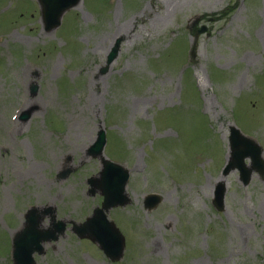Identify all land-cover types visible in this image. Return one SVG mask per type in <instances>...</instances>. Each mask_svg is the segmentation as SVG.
<instances>
[{"label": "rangeland", "instance_id": "374dc122", "mask_svg": "<svg viewBox=\"0 0 264 264\" xmlns=\"http://www.w3.org/2000/svg\"><path fill=\"white\" fill-rule=\"evenodd\" d=\"M233 126L264 157V0H81L53 30L38 0H0V264L33 206L67 226L37 264H264V178L222 176ZM101 130L131 170L130 203L108 213L126 238L118 262L72 231L103 201L87 183Z\"/></svg>", "mask_w": 264, "mask_h": 264}, {"label": "water", "instance_id": "95a60500", "mask_svg": "<svg viewBox=\"0 0 264 264\" xmlns=\"http://www.w3.org/2000/svg\"><path fill=\"white\" fill-rule=\"evenodd\" d=\"M81 0H39L42 8V16L45 27L48 30L55 29L61 24L63 14L70 8L75 7ZM200 16H195L188 26L190 30L200 21ZM207 27L201 28L195 35L198 39L199 35L206 32ZM122 39L114 44L109 56L108 66L117 58ZM195 54V51H193ZM36 92V87L33 89ZM28 115L24 116L26 119ZM230 147L231 158L223 170V177L231 174L232 171L240 172V180L244 186L248 185L252 179V174L257 172L264 178V158L263 148L253 139L245 136L236 128H231ZM105 131L99 133L96 143L89 149L92 157H101L103 169L100 171L99 177L89 179L95 194L98 190L104 196L102 207L95 209L93 216L89 217L82 224H74V232L80 238H89L97 243L112 261H120L123 258L125 250V237L113 222L109 221L107 212L117 206H125L130 199L126 194V187L130 177L129 171L122 165L109 161L103 156V150L106 145ZM246 159H250V163H246ZM71 170L63 172L62 176L67 177ZM226 182L220 181L215 190L213 204L219 211L225 210ZM162 198L157 194L147 197V207L149 209L156 208ZM52 217V226L48 229L42 228V223L47 216ZM63 221H56V216L52 208L41 211L39 208L31 209L26 215V222L23 228L18 231L13 238V260L15 264H36L34 254L44 253L45 242L58 240V236L63 234L66 229Z\"/></svg>", "mask_w": 264, "mask_h": 264}, {"label": "bare ground", "instance_id": "6f19581e", "mask_svg": "<svg viewBox=\"0 0 264 264\" xmlns=\"http://www.w3.org/2000/svg\"><path fill=\"white\" fill-rule=\"evenodd\" d=\"M124 32H126L125 25L118 26V34L125 35Z\"/></svg>", "mask_w": 264, "mask_h": 264}]
</instances>
